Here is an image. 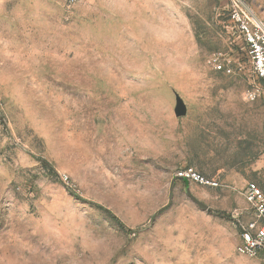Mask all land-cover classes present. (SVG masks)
<instances>
[{"label":"rangeland","instance_id":"obj_1","mask_svg":"<svg viewBox=\"0 0 264 264\" xmlns=\"http://www.w3.org/2000/svg\"><path fill=\"white\" fill-rule=\"evenodd\" d=\"M225 10L0 0V264H264L236 251L264 90L244 97L261 84ZM184 166L219 182L188 184L208 210L177 179L169 199Z\"/></svg>","mask_w":264,"mask_h":264},{"label":"built area","instance_id":"obj_2","mask_svg":"<svg viewBox=\"0 0 264 264\" xmlns=\"http://www.w3.org/2000/svg\"><path fill=\"white\" fill-rule=\"evenodd\" d=\"M226 15L231 30L242 40L249 59L251 71L260 82L244 94L253 101L264 90V10L248 0H225ZM222 63L214 65L221 69ZM179 181L187 180L204 186L216 187V178L205 177L192 166H184L175 172ZM243 197L252 210V218L241 228L236 251L248 257L264 255V191L255 183L248 182L242 191Z\"/></svg>","mask_w":264,"mask_h":264},{"label":"water","instance_id":"obj_3","mask_svg":"<svg viewBox=\"0 0 264 264\" xmlns=\"http://www.w3.org/2000/svg\"><path fill=\"white\" fill-rule=\"evenodd\" d=\"M177 178L174 177L173 180L171 181V185H170V189H169V199L171 198L172 196V188H173V183L174 181L176 180ZM184 184H185V190H186V195L188 196V198L194 202L198 207H200L201 209L203 210H208V205H206L205 203H203L202 201H200L198 198H196L191 192H190V189H189V182L187 180L184 181Z\"/></svg>","mask_w":264,"mask_h":264},{"label":"trees","instance_id":"obj_4","mask_svg":"<svg viewBox=\"0 0 264 264\" xmlns=\"http://www.w3.org/2000/svg\"><path fill=\"white\" fill-rule=\"evenodd\" d=\"M105 211L107 212V213H109L110 215H112L113 216V214L109 211V210H106L105 209ZM113 218H114V216H113ZM116 219V218H115ZM118 220V219H117Z\"/></svg>","mask_w":264,"mask_h":264},{"label":"crops","instance_id":"obj_5","mask_svg":"<svg viewBox=\"0 0 264 264\" xmlns=\"http://www.w3.org/2000/svg\"><path fill=\"white\" fill-rule=\"evenodd\" d=\"M180 182H183V181H180ZM256 183V182H255ZM259 187H260V185L258 184V183H256ZM246 186V185H245ZM261 188V187H260ZM262 189V188H261Z\"/></svg>","mask_w":264,"mask_h":264}]
</instances>
